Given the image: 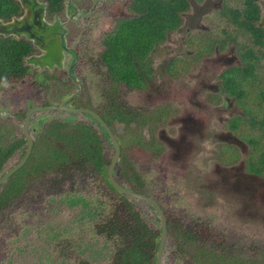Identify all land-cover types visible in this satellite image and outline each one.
I'll use <instances>...</instances> for the list:
<instances>
[{"label": "rangeland", "instance_id": "374dc122", "mask_svg": "<svg viewBox=\"0 0 264 264\" xmlns=\"http://www.w3.org/2000/svg\"><path fill=\"white\" fill-rule=\"evenodd\" d=\"M108 2L115 17L126 14L125 0ZM65 3L75 7L73 0ZM224 3L242 7L240 0H190L181 26L154 48L146 68L152 72L145 89L111 82L100 60V40L114 17H101L99 12L92 18L90 13L76 14L74 9L73 14L59 17L62 40L67 41L68 26L86 34L77 43L65 42L77 56L70 60L65 53L63 64L50 67L41 61L45 51L36 47L32 56L24 58L30 70L23 79L0 82V146L15 145L1 163L0 175L25 152V142L16 143L23 138L22 122L30 106L68 101V105L102 113L108 106L107 88H116L120 109L125 114L137 112L138 120L125 123L114 119L110 125L113 134L124 141L114 176L123 186L153 198L162 208L166 217L162 264H196L201 242L211 250L206 264H221L220 256L253 264L264 254V172L251 171L248 160L257 164L264 151L260 123L264 100L260 93L256 95L257 89H264V56L258 66V86L246 85L250 88L241 99L222 88L219 75L228 62L239 58L236 43L263 53L264 45L258 48L248 34L239 33L235 38L230 35V42L223 47L219 43L211 46L212 39H227L222 30L227 19L220 13ZM257 3L264 24V0ZM81 17L89 22L80 24ZM234 29L229 27L230 31ZM38 38L48 43L47 37ZM52 42L53 51L42 59L48 63L60 57L61 40ZM232 116L238 122L234 129L229 122ZM53 119L84 122L97 129L106 140L107 167L114 154L109 136L82 113L53 109L36 113L29 125L34 141ZM139 134L146 140L154 137L162 150L155 154L154 147L138 145L135 140ZM39 160L35 154L31 164H25L21 177L24 187L15 184L10 189L5 185L8 178L0 184V190L5 185L8 193L16 194L20 188L17 196L0 208V264H121L115 253L125 237L109 233L105 224L114 210L123 211L129 205L141 221L160 232L156 208L112 190L102 173L96 174L89 167L74 169L70 175L57 169L34 173ZM185 232L200 240L188 243Z\"/></svg>", "mask_w": 264, "mask_h": 264}, {"label": "trees", "instance_id": "16d2710c", "mask_svg": "<svg viewBox=\"0 0 264 264\" xmlns=\"http://www.w3.org/2000/svg\"><path fill=\"white\" fill-rule=\"evenodd\" d=\"M194 1L201 2L203 0ZM240 2L242 4L241 8L229 7L226 3L222 5L220 13L227 19L222 30L227 39H212L210 40L211 46L219 43V47H223L227 41L230 42L228 38L230 35L235 38L239 33L248 34L253 45L258 48L264 45V27L256 23L260 20L261 15L257 0H240ZM56 3H60V0H56ZM189 7L190 0H132L130 8L135 15L119 19L114 31L103 38L104 49L101 52L100 60L106 67L111 82L119 83L123 81L129 88H145V84L150 80L149 77L151 75V70H146L150 63L149 55L151 51L156 44L164 39L168 31H173L181 25L182 13L186 12ZM21 12L19 1L0 0V18L2 20L8 21L12 16L19 15ZM231 25L235 28L234 31L229 30ZM236 44L239 58L226 65L220 78L222 79L221 86L223 89L230 95L241 99L245 94V89L250 88H245L247 87L246 85L258 86L256 77L259 73L258 66H260V60L264 53L261 51L256 52L252 47H245L240 43ZM30 50L31 43L26 39L16 38L12 35H0V82L18 80L30 70L24 64V56ZM255 82H257V85H254ZM107 91L110 93L108 106L103 109L100 116L109 127L112 128L110 125L114 119L125 123L137 122V112L129 111L125 114L120 109L122 105L116 88L112 89V87H109ZM259 93L261 99L264 100V89L262 87L257 89L256 95L259 96ZM93 121L95 122V119ZM229 122L232 125L230 128L234 129L237 127L236 124L238 122L235 117L232 116ZM260 123L264 128V117ZM153 125L154 123H152ZM99 127L103 130L100 125ZM104 135H107L105 131ZM262 136L264 138V133H262ZM115 137L121 150L123 148V138L117 135ZM143 138L141 134L137 135L136 143L140 146H146L148 149H153L154 147L156 149L155 154L162 150V145H159L154 137H149L148 140ZM246 140L249 142L254 141L251 138ZM105 141L99 131L91 124L79 121L62 122L58 119H53L43 128V132L34 141L33 149L27 161L8 177L5 185L9 186L10 189L15 187V184L24 187L25 184L21 177L25 174V164L27 162L31 164L30 160L32 157L38 154L40 160L34 166V173H45L57 169L62 174L70 175V172L72 173L74 169L89 167L96 174L102 173L105 183L112 190L118 192L107 178L106 164L109 159ZM24 142L23 137L17 141L16 145ZM14 148L15 145L10 146V148L0 146V165ZM236 154L238 155V151L234 156ZM248 164V168L251 171L261 173L263 170L264 172V151L260 153L257 164L249 161ZM4 187L0 190V208L9 203L20 191L19 188L15 191L16 194L8 193L7 188L4 189ZM121 199H123V203H126L125 198L122 197ZM105 225L107 226L105 230L109 233H116L119 238H121L120 236L125 237L115 253L117 260L121 264H156L155 258L160 232L155 231L141 221L138 213L131 208V205L123 211L114 210V215ZM184 236L188 243L200 240L191 232H185ZM210 252L211 250L208 249V246L201 242L195 263L206 264ZM224 261L242 264L239 259L220 256L221 264ZM253 264H264V254L257 258Z\"/></svg>", "mask_w": 264, "mask_h": 264}, {"label": "flooded vegetation", "instance_id": "af4514ba", "mask_svg": "<svg viewBox=\"0 0 264 264\" xmlns=\"http://www.w3.org/2000/svg\"><path fill=\"white\" fill-rule=\"evenodd\" d=\"M67 0H60V3H56V0H23L24 3H28V4H31L34 6V15L37 17V19H35L36 21H39V17H41L42 21H44L43 24H45V26L41 27V29H37L35 27L34 30L30 29V33L36 38L37 42H38V35H44L45 37L48 38V43L45 41L44 39V43H45V46L47 47V45H49V48H50V52L53 51V48L50 47V44L53 43L52 41H58V39L61 40V46H60V49H59V55L60 57L56 60H54V62H51V63H48L46 62V66H54L55 64L57 66H60L61 64H63V62L65 61V59L69 58L71 60V58L77 56V52L76 50L74 49H71L70 47L66 46L65 42L68 44V43H77L79 42V39L82 38L84 39L86 36L85 32H83L82 30H79L77 27H75V31H73L69 26H68V35H67V41L64 39L62 40V38H60V36H62L64 33H62V30L60 31L61 29V26L59 25L60 24V19L59 17H62V16H67V13L70 12L71 14H73V9L76 11V14H78L79 12H82V11H85L87 13H90L92 18H95V13H101V17L103 16H107L108 18H113L114 17V22L112 24V26L109 28V31L108 32H105L103 35H102V38L100 40V43L102 45V49L100 51V55H101V52L103 51L104 49V44H103V38L108 34V33H111L114 31V27L117 23V21L121 18H128V17H132L134 16V12L131 10L130 8V3L132 0H125V10H126V14H123V15H120L119 17L114 15L113 13V10L110 8V3L108 2V0H79L78 3L75 2V0H73L74 4H75V7H71V6H68V4H66ZM70 1V0H69ZM119 2V0H116V3ZM21 5V3H20ZM22 7V6H21ZM22 9V8H21ZM125 10H122V12H124ZM128 10V11H127ZM24 13H23V9H22V12L19 14V15H14L15 17H20L22 16ZM183 15V13H182ZM13 17V16H12ZM11 17V18H12ZM100 17V18H101ZM99 18V19H100ZM45 19L46 21L48 22H45ZM85 20H87L89 22V19L88 18H85V17H81L80 18V24H84ZM102 22V20H100ZM262 23L261 21H257L256 23L259 25V23ZM182 24V23H181ZM262 24H260V26H263ZM46 26H49V29L48 31L46 30L47 28H45ZM181 26V25H180ZM179 26V27H180ZM87 27V25H86ZM179 27H177L175 30H177ZM89 28V27H87ZM173 30V31H175ZM172 31H168L166 34L168 33H171ZM60 34V35H59ZM3 35V34H2ZM5 36V35H4ZM13 36H15L16 38H23V39H26L27 41H29L31 43V50L30 52L24 56V58H27V57H30L32 56L33 53H35L36 51V47H39L36 42H35V39L33 40L32 38H27L25 35L22 34V36L20 37H17L15 34H13ZM264 39V37H263ZM164 41V39L162 40ZM161 41V42H162ZM161 42H159L158 44H156L154 46V48L159 45ZM69 45V44H68ZM40 48V47H39ZM153 48V50H154ZM153 50L151 51V54L153 52ZM47 53V50H45V52L43 53V55H46ZM65 53L68 54V57L66 58L65 57ZM151 54L149 55V58L151 56ZM64 59V60H63ZM236 60V59H235ZM233 60V61H235ZM57 61V62H56ZM233 61H230V62H233ZM230 62H228L227 64H229ZM25 64V62H24ZM226 64V65H227ZM26 65V64H25ZM225 65V67H226ZM28 66V65H26ZM224 67V68H225ZM224 69H222V72H223ZM29 72V71H28ZM152 72V70H151ZM221 72V74H222ZM220 74V75H221ZM38 75V74H37ZM219 75V76H220ZM25 76V75H24ZM24 77H21L20 79H23ZM221 79V78H220ZM222 80V79H221ZM121 83H123L125 85V83L123 81H121ZM126 88H129L125 85ZM132 88H135V87H132ZM130 88V89H132ZM137 89H143V88H138L136 87ZM223 88V87H222ZM145 89V88H144ZM68 102L65 103L68 105ZM55 105H63V104H55ZM35 106H43V105H34V106H30L26 113H25V116H24V120L26 118V114L27 112L29 111V109L35 107ZM71 106V105H69ZM72 107H75V106H72ZM76 108H86V107H76ZM87 109H90V108H87ZM93 110V109H91ZM42 111H46V110H37V111H34L31 113L30 117H29V123H28V129H29V125H30V120L34 117V115L38 112H42ZM53 111H63V110H53ZM94 112H96L98 115H100V113L98 111H95L93 110ZM64 112V111H63ZM83 114V113H82ZM83 115H87V116H90L92 119H95V122L97 124H99V122L96 120V118L93 116V115H90V114H83ZM23 120V121H24ZM22 125H23V122H22ZM22 128V127H21ZM111 129V128H110ZM43 130V128H42ZM103 130L105 131V129L103 128ZM112 131V130H111ZM106 132V131H105ZM22 133H23V129H22ZM107 134V133H106ZM23 135V134H22ZM24 137V135H23ZM33 137V136H32ZM24 141H25V138H24ZM111 141V139H110ZM26 144V143H25ZM111 144L113 145V143L111 142ZM114 148V146H113ZM13 152V151H12ZM11 152V154H12ZM9 154V156L11 155ZM8 156V157H9ZM7 157V158H8ZM249 161V160H248ZM7 162V161H6ZM113 174H114V170H113ZM259 174V173H257ZM119 182V181H118ZM135 191V190H133ZM137 192V191H136ZM140 193V192H139ZM154 206V205H153ZM155 207V206H154Z\"/></svg>", "mask_w": 264, "mask_h": 264}, {"label": "water", "instance_id": "95a60500", "mask_svg": "<svg viewBox=\"0 0 264 264\" xmlns=\"http://www.w3.org/2000/svg\"><path fill=\"white\" fill-rule=\"evenodd\" d=\"M21 3V6L26 9V12L20 16V17H15L9 19L8 21H4L0 18V35H5V36H10L15 34L17 37H20L22 34L25 35L27 38H32L33 40L35 39L36 44L43 49L44 51L47 50L46 55H42L41 58L46 57L48 54H50V48L49 45L47 47L45 46L44 39L40 41L41 38H38V42L36 38L30 33V29L34 30L35 27L37 29H41V27L45 26L44 21H42L41 17H39V21H36L37 17L34 15V6L28 3H24L23 0H17ZM260 21V20H259ZM263 22V21H261ZM262 23H259V26ZM46 30L48 31L49 26H46ZM44 36V35H43ZM45 37V36H44ZM44 63L46 61L42 60ZM29 60H34V59H29ZM47 109H53V110H63V111H70V112H76V113H83V114H90L93 115L96 120L99 122V125L105 129L107 135L109 136V139H111V142L113 143L114 146V154L110 160V163L107 165V178L110 182V184L117 189L119 192L126 194L130 197L137 198V199H142L144 201H147L151 203L152 205L155 206L159 218H160V234H159V241H158V247H157V252H156V258H155V263L156 264H162V254L164 250V243H165V238H166V217L165 214L160 207V205L151 197H148L146 195H143L142 193L133 191L130 188H127L123 186L121 183L117 181L113 174V168L120 156V146L117 138L111 131L109 125L102 119L100 115H98L96 112H94L91 109L87 108H76L69 106L67 104L63 105H55V104H50V105H45V106H35L31 109L26 114V118L23 121L22 129H23V135L25 138V143H26V149L21 157V159L9 170L5 171L2 175H0V184L5 182L6 179L12 175L14 172H16L24 163L27 161L29 155L31 154V151L33 149L34 145V140L31 135L30 130L28 129V123H29V117L32 112L37 111V110H47Z\"/></svg>", "mask_w": 264, "mask_h": 264}]
</instances>
